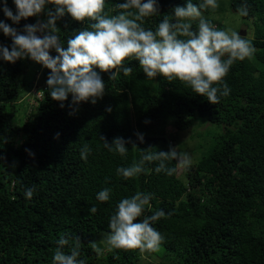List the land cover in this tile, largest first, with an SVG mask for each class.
Masks as SVG:
<instances>
[{
  "label": "trees",
  "instance_id": "1",
  "mask_svg": "<svg viewBox=\"0 0 264 264\" xmlns=\"http://www.w3.org/2000/svg\"><path fill=\"white\" fill-rule=\"evenodd\" d=\"M125 2L105 0V12L115 15V6ZM187 2L157 0L158 14L146 18L143 26L155 30L165 15L172 16L175 7ZM227 2L237 14L247 7L248 15L239 17L252 23V34L245 38L255 52L233 63L223 81L230 94L215 105L178 80L159 75L149 80L133 58L125 61L131 74L121 71L115 81L95 69L105 84V94L95 104L73 103L71 94L55 101L47 86L50 70L37 63L42 87L35 88L41 89V98L31 96V109L17 118L19 101L34 87L22 77L29 58L9 63L0 56V264H53L62 234L80 238L79 259L85 264H143L139 249L98 256L88 247L110 231L119 201L137 192L151 197L139 219L158 210L165 213L152 226L164 237L166 255L157 261V253H146V264H264V0ZM4 6L0 0V22L20 34L26 25L46 23L48 13L56 11L48 4L38 16L16 24L4 15ZM6 6L16 14L13 0ZM202 13L208 16L213 10ZM206 20L223 30L220 22ZM91 23L68 13L57 18L61 44L66 48L68 39ZM198 23L192 22L194 31ZM12 43L0 31V46L11 49ZM50 55L58 54L51 49ZM205 124V132L195 135L194 154L199 156L188 167L186 180L178 177V168L171 176L157 173L159 161L145 162V172L130 179L117 173L139 162L143 150L168 152L180 131ZM168 126L174 131H167ZM137 134L143 135V143ZM118 137L132 142L126 144L124 157L103 146ZM85 145L91 149L87 160L80 155ZM166 166L176 167V162ZM29 187L35 188L31 200L26 198ZM105 188L111 189L110 198L100 202L96 196ZM93 206L95 214L89 211Z\"/></svg>",
  "mask_w": 264,
  "mask_h": 264
},
{
  "label": "clouds",
  "instance_id": "2",
  "mask_svg": "<svg viewBox=\"0 0 264 264\" xmlns=\"http://www.w3.org/2000/svg\"><path fill=\"white\" fill-rule=\"evenodd\" d=\"M16 14L6 6L4 15L13 23L18 24L22 19L38 16L45 6L53 4L55 13H48L46 23L26 25L24 34L4 22H0V31L12 38V47L9 49L0 46V56L9 63L26 57L50 70L47 86L51 98L63 102L69 94L73 103L88 102L95 104L105 94V84L101 76L95 71L110 73V81H115L121 71L129 76L131 67L125 66V61L133 58L149 80L158 75L169 82L178 80L191 87L197 95L206 97L211 105L219 103L221 96L230 94L229 86L224 83L235 61L251 58L255 52L252 42L232 29L220 30L206 20L202 10H216L218 0H203L199 5L188 0L186 6H177L172 10V16L165 15L155 30L143 26L146 18L158 14L157 0H126L119 3L113 11L115 15L105 12V0H13ZM68 13L74 20L84 22L93 21L87 28L79 31L73 38L68 39L65 48L60 42L56 20ZM238 15L247 16L246 6L238 9ZM199 21L197 30H193L192 22ZM44 33L38 36L37 33ZM54 49L58 55H50ZM225 57H227L225 59ZM40 76L36 74V79ZM215 85V86H214ZM42 87V84H41ZM31 88L29 94L34 96ZM42 93L41 89L39 90ZM28 94V95H29ZM30 96V95H29ZM63 106V105H61ZM111 111V109H107ZM141 143L142 134H137ZM104 147L109 151L124 157L128 153L126 144L132 143L123 138H115L110 145L107 141ZM136 148L135 144H132ZM146 154L139 162L134 161L129 167H120L117 173L125 179H130L145 172V162L159 161L155 168L157 173L166 172L173 175L177 168H187L191 165L188 153L178 152L177 148H170L168 152L143 150ZM91 149L85 145L81 150V159L87 160ZM175 161L176 167H167L166 162ZM35 188L26 189V198L31 200ZM111 189L100 191L96 199L107 202ZM151 197L137 192L130 198H123L117 204V210L109 220L110 231L102 241H90V247L98 256L104 249L108 250L139 249L144 253L160 251L164 242L163 235L152 226L165 213L155 211L150 216L139 219L146 207H150ZM97 212L93 206L89 210ZM139 220V222H136ZM82 243L79 237L69 239L62 234L57 240L54 251L53 264H85L81 255ZM67 248V251L65 250Z\"/></svg>",
  "mask_w": 264,
  "mask_h": 264
},
{
  "label": "rangeland",
  "instance_id": "3",
  "mask_svg": "<svg viewBox=\"0 0 264 264\" xmlns=\"http://www.w3.org/2000/svg\"><path fill=\"white\" fill-rule=\"evenodd\" d=\"M218 4H219V7L213 11V14L206 16L204 13H202L203 17L205 19H214V20L220 22L223 26V30L232 29V30L237 31L238 34L242 31H244L245 32L244 37L251 36L253 26H252V23L250 20L249 21L242 20L237 13L233 12L229 8L227 0H220L218 2ZM46 21H47V19H46ZM38 23H41V22H38ZM37 35L42 37V33H40V32H38ZM28 62L29 63L27 64V68H26L25 72L23 73L22 77L25 79L26 82H32L33 81L32 85H35V86L41 85V84H39V80L41 77V68L31 58H29ZM37 73L40 74L38 79H36ZM33 91H35L37 93L36 88H34ZM36 93L34 94L35 97L37 96ZM30 97H31V94L29 96L25 93V95L21 99L22 102L19 101V103H18L19 107L18 108L20 110L17 112V118H21L22 116H24V114L26 112H29V110L31 109L32 104H33V99ZM20 114L22 116H18ZM208 126H209L208 124H205L203 126H198V127L193 126V127L188 128L186 130H182L178 133V140L171 143L172 148H177L178 152L189 154V156L191 157V161H192L191 165L194 163L195 158L197 156H199L198 153L194 154L195 148L197 147V144L199 141V139H197L195 137V135H196V133L203 134ZM167 131L171 132L174 130L172 127L168 126ZM180 145H182V147H180ZM187 169H188V167L187 168H178V177L183 181L186 180L185 173H186ZM104 237H105L104 235H101L100 241H102L104 239ZM102 245L104 247L103 248L104 251L102 253V256H103L105 253H107L108 248L106 245H104V244H102ZM155 253H157V256H155V259L157 261H159V258L162 255L163 256L166 255L165 251L162 248H160V251L155 252ZM145 255H146V253L142 254V257H141V263H143V264H146L148 262L144 258ZM100 264H102V262Z\"/></svg>",
  "mask_w": 264,
  "mask_h": 264
},
{
  "label": "built area",
  "instance_id": "4",
  "mask_svg": "<svg viewBox=\"0 0 264 264\" xmlns=\"http://www.w3.org/2000/svg\"><path fill=\"white\" fill-rule=\"evenodd\" d=\"M32 92H33V94H35V93H36L35 91H32ZM36 94H37V96H36V97H37L38 99H40V98H41V93H40L39 91H37V93H36Z\"/></svg>",
  "mask_w": 264,
  "mask_h": 264
},
{
  "label": "water",
  "instance_id": "5",
  "mask_svg": "<svg viewBox=\"0 0 264 264\" xmlns=\"http://www.w3.org/2000/svg\"><path fill=\"white\" fill-rule=\"evenodd\" d=\"M239 35L244 36L245 35V32L242 31V32L239 33Z\"/></svg>",
  "mask_w": 264,
  "mask_h": 264
}]
</instances>
